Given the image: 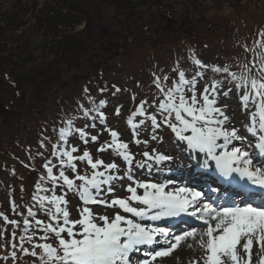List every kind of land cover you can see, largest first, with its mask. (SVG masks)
Masks as SVG:
<instances>
[{"label":"snow or ice","instance_id":"snow-or-ice-1","mask_svg":"<svg viewBox=\"0 0 264 264\" xmlns=\"http://www.w3.org/2000/svg\"><path fill=\"white\" fill-rule=\"evenodd\" d=\"M242 48L250 55L237 54L223 63L206 64L190 49L187 57L177 56L167 71L154 66L151 100L141 99L126 120L130 142L108 125L107 100L97 101L85 87L73 107L62 110L53 136L41 133L39 146L47 150L46 142L50 143L51 156L42 164L32 203L24 206V212L11 204L13 214L22 218V227L0 212V238L6 226H12L10 251L0 259H11L13 264L27 256L35 258L33 264L37 260L39 264H154L190 238L201 250L191 264H264V30L251 47ZM233 92L240 114L247 117L240 127L227 114L228 105L221 103ZM121 107L115 115H120ZM81 120L88 123L78 126ZM164 128L173 134L176 147L187 153L189 167L215 180L205 178L190 185L170 175L176 171L173 155L148 150L152 141L163 143L158 130ZM141 130L149 133L147 139L140 138ZM104 132L110 139L96 151L110 150L124 167L115 160L105 163L99 156L94 158L89 150L81 152L77 141L96 144ZM130 143L144 145L142 159H136ZM78 162L86 164L83 172ZM125 180L127 185L117 184ZM121 188L128 195L116 196ZM69 193L81 202L77 219L71 218ZM90 205L119 211L112 216L99 214ZM180 218L199 225L178 228ZM161 221L169 223L161 226Z\"/></svg>","mask_w":264,"mask_h":264},{"label":"trees","instance_id":"trees-1","mask_svg":"<svg viewBox=\"0 0 264 264\" xmlns=\"http://www.w3.org/2000/svg\"><path fill=\"white\" fill-rule=\"evenodd\" d=\"M63 1L0 0V71L17 69L27 64L25 56L13 47L18 44V32L23 25L33 22L36 30L47 31L48 35L53 37L51 47L46 52L53 51L56 40L78 27L79 21L61 12L60 6ZM119 1L126 6L123 11L119 9V13L130 14L129 7L133 4L126 0ZM79 7L84 8L78 0H69L70 11L78 13ZM213 8V12L198 23L186 26L184 32L176 39L177 42L168 43L165 48L154 49L150 45L142 43L138 45L136 42L130 44L127 37L123 39L121 45L115 47L110 45L109 50L113 51L110 55L115 56L105 60L109 62L107 65L103 64L102 68L82 78V81H76L73 87L64 88L55 99L44 103L40 110L30 109L23 120L0 127V212L9 219L20 221L22 227V218L13 214L11 204L14 202L20 205L18 211L24 212V206L32 203L34 186L44 171L42 164L45 158L51 156L50 143L46 142L47 150L39 146L41 133L53 136V126L59 123L63 112L73 107L75 98L81 95L85 87L97 101L107 100V107L104 109L107 114V111L116 110L119 105H129L133 94L136 97L135 103H139L146 96L150 99L155 91L151 75L153 67L157 66V70L164 68L167 71L177 56L187 57L190 49H194L196 56L206 64L223 63L237 54L250 55L243 53L242 46L247 44L251 47L257 33L264 30V12L246 11L241 8L236 13L220 10L218 6ZM218 11L225 13L220 15ZM233 14L234 16H229ZM188 71L191 74V67ZM12 84L15 85L8 75L0 77L1 90L4 87L16 89ZM116 88L120 91L116 92ZM100 89L105 91L101 93ZM5 107L11 108L8 105ZM112 118L116 117L111 116L110 119ZM110 121L114 122V125L124 124L121 120ZM86 123L88 122L81 120L78 126ZM37 152L44 155L38 156ZM37 218L47 221V217L42 214H38ZM2 225L3 221L0 219V226ZM6 227L7 231H4L3 237L0 238V256L7 255L10 251L7 245L11 240L12 226ZM25 246L30 247L27 244ZM17 255L21 257L20 253ZM34 259L27 256L18 258L15 262L24 260L25 264H30ZM11 262L13 261L9 259L6 264ZM0 264H5L2 259Z\"/></svg>","mask_w":264,"mask_h":264},{"label":"rangeland","instance_id":"rangeland-1","mask_svg":"<svg viewBox=\"0 0 264 264\" xmlns=\"http://www.w3.org/2000/svg\"><path fill=\"white\" fill-rule=\"evenodd\" d=\"M132 4L133 6L129 7L130 14L128 15L119 13V9L123 11L126 7L119 0H104L97 4L86 5L84 8L79 7L78 13L89 21L87 30L77 38L66 42L54 65L42 74L19 83L16 89H4L5 87H2L3 90L0 89V103L8 105L12 111L9 116L0 115V127L10 122L16 123L18 120H23L30 109L40 110L44 103L55 99L64 88L73 87L76 81H82V78L102 68L103 64L107 65L109 62H105V60L115 56L110 55L113 51L109 49L111 46L121 45L125 37L129 39L127 42L130 41V44L136 42L138 45L142 43L150 45L154 49H162L168 43H176L173 40H176L184 32L186 26L198 23L199 20L208 16L210 12H213L214 6L220 7V10L236 13L241 8L246 11L264 12V0H143ZM221 13L225 12H219L220 15ZM229 16H234V14ZM23 26L18 32V44L13 47L32 62L43 58L45 54L43 48L46 43L51 41L48 32L36 30L33 22ZM11 101L12 103H10ZM229 102L232 104L229 105ZM221 103L228 105L227 114L232 117L233 124L239 126L241 119L247 121V117L240 114L235 94H232L231 98H222ZM121 134L120 138L123 141H131L132 136ZM159 135L163 137V143L157 144L152 141L149 151L151 148H156L157 151L163 152L167 145L174 146L173 137L167 133H159ZM140 138L145 139L144 136H140ZM108 139V133L104 132L98 143L90 145V148L93 147L95 155L99 154L95 153L99 144ZM130 149L134 154H137L136 159H142L139 153L145 150L143 144L137 146L130 143ZM102 159L105 163L111 162V158L107 154H103ZM115 161L124 167L119 157ZM139 172L140 170H137V174ZM127 183L126 180L117 182V184L123 185H127ZM115 195L124 197L128 193L121 188ZM90 207L96 213L109 216L119 211V209H107L102 205H90ZM77 208L78 204L73 207L71 212L75 218H78ZM189 243L193 244L192 248L188 247ZM189 254H192V260L201 256V250L190 238L181 242L169 256L158 258L154 264H189ZM184 255L188 256L183 257ZM2 262L7 263L4 260Z\"/></svg>","mask_w":264,"mask_h":264},{"label":"water","instance_id":"water-1","mask_svg":"<svg viewBox=\"0 0 264 264\" xmlns=\"http://www.w3.org/2000/svg\"><path fill=\"white\" fill-rule=\"evenodd\" d=\"M79 1L82 4H84V5H92V4L100 3V2H102L104 0H93V1L79 0ZM127 1L132 2V3H138V2H140L142 0H135V1L134 0H127ZM66 5H67V0H65L63 2L62 10L66 8ZM65 14H67L70 17H73V18H76L78 20H81L85 24H87V20L84 17H82V16L75 15V14L70 13V12H65ZM81 32H82V29L65 35L63 37V39L57 43V50L54 53L52 59L44 60V61H42L40 63H36V64L30 65V66L21 68L20 70H17V71H11V72H9V75L12 77V79L14 81H26L29 78H32V77H35V76H38V75L42 74L44 71L49 69L54 64V62L57 59V56H58V53H59V50H60L62 44L66 40L78 36ZM3 73L4 72H0V75L3 74ZM0 114L1 115H10V112H8L5 109H3L2 105H0Z\"/></svg>","mask_w":264,"mask_h":264},{"label":"bare ground","instance_id":"bare-ground-1","mask_svg":"<svg viewBox=\"0 0 264 264\" xmlns=\"http://www.w3.org/2000/svg\"><path fill=\"white\" fill-rule=\"evenodd\" d=\"M230 103L231 102H229V105H230ZM236 126L240 127V125L238 126V124H236ZM180 152H181V148H177L176 145H174V146L173 145L172 146L167 145L163 151V153L173 155V161L171 163H172V167L176 171L171 173V175H173L175 177V179L194 178V180L191 182V184H194V182L196 183V180L204 181L205 178H207L209 182H211L212 180H215V177L210 175V174L207 175V177L199 175L198 170L195 167H189V158H188L187 153H183V152L180 153ZM186 168L188 170H186ZM199 181H197V183H199ZM213 186H215V185H213ZM181 223H183V221L180 219V224Z\"/></svg>","mask_w":264,"mask_h":264}]
</instances>
